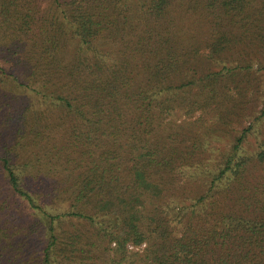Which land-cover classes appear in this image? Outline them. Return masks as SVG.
Returning <instances> with one entry per match:
<instances>
[{
	"label": "trees",
	"instance_id": "1",
	"mask_svg": "<svg viewBox=\"0 0 264 264\" xmlns=\"http://www.w3.org/2000/svg\"><path fill=\"white\" fill-rule=\"evenodd\" d=\"M263 79L264 0H0V264H264Z\"/></svg>",
	"mask_w": 264,
	"mask_h": 264
},
{
	"label": "rangeland",
	"instance_id": "2",
	"mask_svg": "<svg viewBox=\"0 0 264 264\" xmlns=\"http://www.w3.org/2000/svg\"><path fill=\"white\" fill-rule=\"evenodd\" d=\"M259 88L262 89V91L264 90V79L261 80ZM263 104H264V103L262 102V103H260V105L257 107V113H259L260 110H261V108H263ZM256 116H257V114H256ZM248 119H249V118H247L246 120L242 121L241 124L236 125V129H237V130H240V129H243V128H245V127H248V126L250 125V122H251V121L248 120ZM227 141H228L227 139H220L219 141H217V144L214 145V144H213V141L210 140L209 145H210L211 148H212V144H213V146H214L215 148L220 147V146H228L229 144H227ZM253 143H254V141L251 142V148L253 147ZM145 247H146V245H142L141 247H138V248H134V247L130 246L129 249H130V251L142 252L143 249H144Z\"/></svg>",
	"mask_w": 264,
	"mask_h": 264
}]
</instances>
